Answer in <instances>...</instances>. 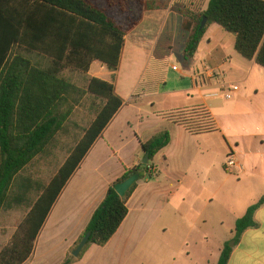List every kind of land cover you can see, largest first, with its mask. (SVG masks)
I'll use <instances>...</instances> for the list:
<instances>
[{
	"label": "crops",
	"instance_id": "0c3cea01",
	"mask_svg": "<svg viewBox=\"0 0 264 264\" xmlns=\"http://www.w3.org/2000/svg\"><path fill=\"white\" fill-rule=\"evenodd\" d=\"M149 1L170 5L147 12L127 36L120 70L115 74L98 61L92 65V77L100 78L98 74L103 73L94 72L100 68L108 70L103 80L111 81L116 75L117 92L125 103L61 193L25 264H62L110 186L127 170L142 164V143L165 130L172 140L155 158L159 176L137 182L127 203L128 216L117 233L104 247H90L73 264H210L206 249L174 255L170 248L148 246L147 218H192V227L198 218H233L234 234L237 220L264 197L263 68L238 54L235 36L212 25L195 58L185 61L181 72L182 79L191 80L192 86L163 91L164 81L146 77L153 62L167 59L157 55L165 39L184 31L180 45L184 51L188 33L179 6L206 9L209 0ZM209 71L214 75L210 77ZM143 84L147 87L141 88ZM233 86H239L240 91L226 100L224 90ZM217 93L218 97L211 96ZM197 106L209 109L219 132L194 136L168 117ZM232 151L244 166L239 175L225 170ZM234 176L238 182H232ZM242 183L231 194L232 188ZM255 219L258 227L247 230L235 243L228 264H264V206Z\"/></svg>",
	"mask_w": 264,
	"mask_h": 264
},
{
	"label": "trees",
	"instance_id": "16d2710c",
	"mask_svg": "<svg viewBox=\"0 0 264 264\" xmlns=\"http://www.w3.org/2000/svg\"><path fill=\"white\" fill-rule=\"evenodd\" d=\"M169 5L149 0H0V216L26 212L10 243L0 251V264H25L31 258L61 193L125 103L117 92L116 75L111 81L90 76L80 87L64 74L90 75L96 61L116 74L127 36L147 12ZM197 7L179 6L188 33L186 62L195 58L209 28L218 25L235 36L239 55L264 69V0H209L206 9ZM205 17L208 22L201 29ZM88 102L94 120L75 138L71 117ZM168 117L194 136L219 132L205 106L178 110ZM62 134L74 138V146L50 182L44 185L25 176L36 158L52 154ZM171 140L165 130L142 143L150 163L127 170L110 186L62 264L75 263L94 245H107L127 218V203L137 187L136 183L123 198L115 185L135 173L141 180L156 179L155 158ZM149 167L156 170L150 172ZM263 206L264 197L237 220V244L247 230L258 227L255 215ZM87 234L89 242L75 258L72 253ZM232 250L226 244L218 264H228Z\"/></svg>",
	"mask_w": 264,
	"mask_h": 264
},
{
	"label": "rangeland",
	"instance_id": "374dc122",
	"mask_svg": "<svg viewBox=\"0 0 264 264\" xmlns=\"http://www.w3.org/2000/svg\"><path fill=\"white\" fill-rule=\"evenodd\" d=\"M182 34H184V31H180L178 34L175 33L173 38L165 39L166 43L161 45L157 55L161 56L162 54L167 59L164 62H153L146 77H152L157 83L158 81H164L162 87L163 91L166 92L176 91L184 86H192L191 80H184L181 77V72L186 68L183 48L180 46L183 43ZM230 36L234 37V35ZM171 46L173 47L172 50L169 49ZM94 72L103 73L98 74L101 79H105L108 76L107 69L100 68L99 71ZM64 76L78 86L84 87L91 75L84 76L76 72L67 71ZM194 85L196 84L193 83ZM145 87L147 86L144 84L141 86V88ZM223 104L226 105L228 102H223ZM90 105L91 102H88L84 107H80L71 117V132L75 138L80 137L82 130L87 128L94 120L95 113ZM58 138L59 145L52 151V154L36 158L24 171L23 174L25 176L40 180L44 185L50 182L66 161L75 141L70 135L62 134ZM234 180L238 182L239 179L234 176L233 183H235ZM237 186V188H232L231 194H235L236 189H240L243 183ZM25 216L26 212L17 210L1 214L0 251L10 243ZM190 219L192 218H147L146 223L149 231L145 243L148 246L156 244L166 249L170 248L174 251V255L176 252L185 253L186 255L188 249H206L208 253L207 259L210 264H218L222 254L219 248L226 244L234 248L236 243L234 234L231 233L234 224L230 219L233 220V218H198L194 227L190 224ZM222 221L224 222L222 223Z\"/></svg>",
	"mask_w": 264,
	"mask_h": 264
},
{
	"label": "water",
	"instance_id": "95a60500",
	"mask_svg": "<svg viewBox=\"0 0 264 264\" xmlns=\"http://www.w3.org/2000/svg\"><path fill=\"white\" fill-rule=\"evenodd\" d=\"M208 22L207 17H205L202 21L201 24V29H203L206 24ZM150 163V159H149V154L145 155V158L142 161V164L144 165H148ZM140 173H135L132 176L128 177L127 179H125L122 182H119L115 185V190L116 192L121 196V197H126L128 192L133 188V186L140 181ZM90 239V234H87L84 239L81 241V243L79 244V246L73 251L72 255L75 258H78L81 254V252L83 251V249L86 247V245L88 244ZM231 247V246H230Z\"/></svg>",
	"mask_w": 264,
	"mask_h": 264
},
{
	"label": "built area",
	"instance_id": "2783aa9c",
	"mask_svg": "<svg viewBox=\"0 0 264 264\" xmlns=\"http://www.w3.org/2000/svg\"><path fill=\"white\" fill-rule=\"evenodd\" d=\"M208 75L211 77L213 76V72L209 71ZM240 91V88L238 86H234L229 90H224L223 96L226 100H232L234 96ZM212 97H218L219 93L211 95ZM156 169L149 167V171L154 172ZM225 170L231 174L239 175L244 171V166L242 163H240L232 151L229 156L227 157L226 163H225Z\"/></svg>",
	"mask_w": 264,
	"mask_h": 264
}]
</instances>
